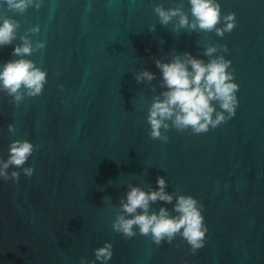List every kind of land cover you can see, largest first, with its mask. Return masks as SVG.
I'll return each instance as SVG.
<instances>
[{
	"label": "water",
	"instance_id": "obj_1",
	"mask_svg": "<svg viewBox=\"0 0 264 264\" xmlns=\"http://www.w3.org/2000/svg\"><path fill=\"white\" fill-rule=\"evenodd\" d=\"M180 2L44 0L22 14L0 9L21 24L13 44L0 47V65L40 25L29 35L46 46L28 58L48 73L43 94L19 106L0 91V156L8 158L16 139L38 146L25 164L35 168L31 177L19 169V183L0 178V264H80L82 257L91 264L106 241L114 246L107 264H264V0H219L222 15L235 12L237 20L223 37L177 32L175 18L161 25L155 5ZM183 6L191 16L188 0ZM209 43L228 45L215 55L232 61L236 115L206 133L171 128L162 129L167 142L152 139L148 109L164 90L155 58L191 52L207 62ZM142 68L156 73L155 92L137 83ZM159 176L167 191L204 205L206 243L195 254L179 235L157 245L138 229L127 239L111 226L130 186L150 191Z\"/></svg>",
	"mask_w": 264,
	"mask_h": 264
},
{
	"label": "clouds",
	"instance_id": "obj_2",
	"mask_svg": "<svg viewBox=\"0 0 264 264\" xmlns=\"http://www.w3.org/2000/svg\"><path fill=\"white\" fill-rule=\"evenodd\" d=\"M43 3L44 0H4L0 3V9L6 4L8 10L22 14L32 6L39 9ZM188 3L191 16L185 11L183 0L171 8L156 4L154 11L158 14L160 24L167 26L175 18L174 28L177 32L180 29L214 31L221 37L236 27V13L222 15L219 0H188ZM221 22L223 26H219ZM20 27V21L0 11V47L12 45ZM40 30V25L27 29L20 36L22 43L14 47L15 58L0 65V91L12 97L16 106L23 103L26 97L42 95L47 83V69L37 66L36 61L28 58L46 46L45 40L33 41L29 35ZM155 30L156 25H152L150 31ZM221 49L223 52L229 50L227 44L209 43L204 50L205 55L210 57L207 62L191 52L175 53L170 61L155 58V65L161 73L160 87L164 90L154 96L148 109L147 121L152 139L167 142L169 136L162 129L175 128L180 132L191 129L195 134L206 133L236 115L239 84L234 79V72L228 71L232 61L223 54L215 55ZM134 76L137 83L147 82L152 91H156V85L152 84L156 73L142 68ZM63 87L60 85L61 89ZM8 131L15 133L16 126L9 124ZM37 147L29 139L12 141L8 158L0 156V178L19 183V169L31 177L35 168L25 167V164ZM10 167L14 168L11 172ZM157 185L158 188L150 191L139 184L130 186V190L120 199L116 218L111 225L113 230L131 239L137 235L138 229L140 235H150L157 245L165 241L171 244L179 235L195 254L206 243L208 227L203 214L204 205L191 194L177 195L167 191L168 181L164 176L157 178ZM104 200L111 201V197L106 196ZM161 201L165 206H161L158 211L151 210L153 203ZM167 204H173L171 210ZM113 248L111 241L97 247L94 251L95 260L91 264H96V261L107 264L114 255ZM80 264L89 262L86 257H82Z\"/></svg>",
	"mask_w": 264,
	"mask_h": 264
}]
</instances>
